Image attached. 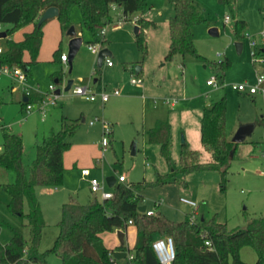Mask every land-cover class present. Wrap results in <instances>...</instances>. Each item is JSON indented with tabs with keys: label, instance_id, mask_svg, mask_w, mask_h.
Returning <instances> with one entry per match:
<instances>
[{
	"label": "rangeland",
	"instance_id": "374dc122",
	"mask_svg": "<svg viewBox=\"0 0 264 264\" xmlns=\"http://www.w3.org/2000/svg\"><path fill=\"white\" fill-rule=\"evenodd\" d=\"M194 2L204 16V21L193 30L195 47L201 57L184 61L181 56L172 61L165 59L170 43L169 22L175 15L174 6L168 0H146L144 11L139 10L130 20L121 22L122 8L116 7L111 12V22L96 34L83 23L80 6L72 5L71 22L76 27L77 36L83 39L73 58L72 68L68 63H61L59 58L56 62L54 57L56 51L69 55L71 38L67 35L68 30L61 29L58 18L48 20L43 27L44 40L38 61L32 64L26 83L6 75L0 78V152L4 150L2 127H6L8 132L22 136L24 162L29 168L36 158L37 139L48 136L51 131H59L63 118L78 120L75 133L67 137L71 149L64 155V176L74 190H82V195L77 197L74 194L79 191L72 190L69 201L75 199L88 204L96 196L101 200L99 195L91 192L81 175V169L89 167L92 176L99 180L124 176V184L138 186L140 206L145 205L175 222L183 221L197 211V218L209 220L217 217L232 230L243 228L251 219L264 215V94L251 95L248 91L236 89L240 84H255L258 74L264 73V64L258 63L264 56L252 55L248 38L255 39L260 50V44L264 43L261 37L264 32V0H235L232 5L223 0ZM140 17L156 23V27L142 28L147 54L137 43L136 27L140 26ZM226 17L230 19L228 23ZM236 20H245L247 24L240 40L243 44L241 52L237 51L235 44L238 42L234 34ZM10 28V25H1L0 32H7ZM30 29L31 26H27L15 31L12 38L22 40ZM211 29L215 30L214 34L210 33ZM3 44L4 39H0L1 47ZM89 44H97L101 50L108 49L113 66L108 67L105 60L100 66L98 54L89 50ZM24 59L30 60L28 52H25ZM227 59L231 66L223 81L218 79L217 88L208 86V80L220 76L219 65ZM137 66L142 67L140 73L136 72ZM24 72L27 73V69ZM132 72L144 80V87L139 86L141 89L130 84ZM58 78L61 80L57 82ZM69 80L74 85H90L94 91L120 89L122 95L111 97L106 104L89 102L71 90H65ZM51 85L55 87L54 91L50 89ZM25 86L33 98V111L29 115L26 106H22L23 98L28 97ZM58 90L60 94H56ZM35 94L40 98L35 99ZM168 98L177 99V104L171 105ZM222 98L227 103V133L231 141L240 126L255 124L254 132L243 143L236 144V154L226 175L225 192L221 190L220 170L205 168L185 173L181 171L180 163L182 146L188 140L189 149L199 152V163L207 166L215 162L212 153L201 145L199 133L204 108ZM52 99H56L54 104ZM96 118L100 122L90 125V121ZM158 120H168L171 126L170 160L163 156L160 145L149 142L150 130ZM102 122L112 129L105 151L101 147ZM252 141L259 143L257 147ZM134 144L137 147L135 155L132 154ZM8 173L13 175L10 180L6 177ZM160 175L165 178L164 183L158 182ZM15 180L14 171L0 167L2 244L11 241L10 225L19 227L22 224L10 212L9 195L2 188L3 184H12ZM46 198L41 194L49 225L43 230L40 253L53 247L62 217L61 205L49 206ZM181 198L195 201L197 207L182 203ZM24 210L29 211L27 202ZM24 234L29 243V227H24ZM134 235V229L129 227L128 243L133 242ZM104 237L109 246L116 240L111 232H106ZM42 264L62 262L58 256L49 254Z\"/></svg>",
	"mask_w": 264,
	"mask_h": 264
},
{
	"label": "trees",
	"instance_id": "16d2710c",
	"mask_svg": "<svg viewBox=\"0 0 264 264\" xmlns=\"http://www.w3.org/2000/svg\"><path fill=\"white\" fill-rule=\"evenodd\" d=\"M175 9V15L169 22L170 43L165 56L167 61L177 56L200 58L195 47L194 28L204 21L203 14L197 9L194 0H168ZM235 0H223L232 5ZM72 5L80 6L83 23L95 34L99 29L108 25L111 12L116 7L122 8L123 18L128 21L139 10H145L146 0H0V24L10 25L7 38L4 39L0 52V67L7 65L11 68L27 69V75L32 64L38 61L44 37V22L39 25L43 12L50 7L59 9L57 17L63 31L73 25L70 18ZM137 43L147 54V45L142 32L143 27L154 26L156 23L140 17ZM33 25V29L24 34L22 40L12 38L15 31ZM245 20H236L234 34L240 42L246 29ZM25 52L30 60L24 59ZM60 51L54 53L55 61L60 60ZM262 56V50L256 52ZM231 61L225 60L219 65L223 81L225 72L230 68ZM141 72V71H140ZM139 72V73H140ZM61 78H58L57 82ZM60 94V93H59ZM26 97V96H25ZM22 101L25 107L33 100ZM78 120L62 119L59 131L51 132L48 136L37 139L36 158L31 167L24 162V142L21 135L4 131V150L0 152V167L16 173L12 184H3L2 188L9 195L8 208L20 219L21 226L10 225L11 241L7 244L0 242V264H35L45 261L49 254L58 256L62 264H118L113 258V250L106 247L102 235L106 232H126L131 220L137 230V240L132 249L131 264H159L153 243L155 236H172L175 243L176 259L173 264H245L241 260V249L250 247L257 255V264H264V215L251 219L243 228L230 230L226 223L217 217L207 220L197 218L196 211L189 214L183 221L175 222L156 212L148 216L139 211L140 195L137 185L130 186L116 183L113 187L114 196L109 200H99L97 196L88 204H82L71 199L61 207V221L58 223L59 233L53 247L45 253L39 252L43 230L46 221L37 196L39 188L60 187L64 183V154L71 149L67 140L75 133ZM149 142L161 146L163 156L170 160L171 126L168 120H158L150 130ZM201 142L204 148L211 152L215 162L203 165L198 162L199 152L191 150L186 143L181 151V171L190 173L200 169L214 168L221 171V190H226V175L236 154V144L228 139L227 134V103L226 99L207 106L201 118ZM258 145V142H256ZM235 149L234 156L230 153ZM163 176L158 177L159 183H164ZM142 186V185H139ZM25 202L29 211L24 210ZM27 222L25 224L24 222ZM24 227L30 228L28 243ZM210 240L213 249L205 241ZM128 252L125 244L118 247ZM25 251L28 252L25 255Z\"/></svg>",
	"mask_w": 264,
	"mask_h": 264
},
{
	"label": "built area",
	"instance_id": "2783aa9c",
	"mask_svg": "<svg viewBox=\"0 0 264 264\" xmlns=\"http://www.w3.org/2000/svg\"><path fill=\"white\" fill-rule=\"evenodd\" d=\"M230 21L229 17L225 18V22L228 23ZM121 22V21H120ZM1 28V24H0ZM102 34H105V31L102 30ZM262 39H264V32L261 34ZM250 40V44L253 48L252 55L253 56H259L256 54L258 49V43L255 39H252L250 36H248ZM89 50L92 53L99 54L101 51V47H98L97 44H89ZM2 51V48H0V52ZM105 62L107 66H113V62L108 58V56L105 57ZM61 61L67 63L69 61V56L65 53L61 55ZM258 63L264 64V58L259 59ZM9 76L12 79H16L18 82L25 84L28 77L27 73L24 72L21 68L14 67L11 68L7 65L0 67V78L3 76ZM130 83L132 85L141 86L144 84V80L136 75H132L130 78ZM207 84L209 86H213L215 88L218 87V79L216 77H212V79L208 80ZM68 85V82L66 86ZM14 90L16 88H13ZM50 89L52 91L55 90V87L53 85L50 86ZM236 89L238 91H248L251 95H254L256 93L261 92L264 94V73H259L257 76V81L253 85H249L248 83L240 84L236 86ZM70 90L72 93L76 96L83 97L87 101L95 102L98 99L102 102V104H105L109 101V99L112 96H121L122 92L120 89H113L111 91L101 90L99 92H96L92 90V87L90 85H74L72 84ZM24 91L26 92L25 95H28L29 88L28 86L24 87ZM56 94H59L56 92ZM30 96V95H28ZM56 99H52V104L55 103ZM167 102L171 105L177 104V99H171L168 98ZM33 111V104L29 102L26 105V113L29 115ZM100 122L99 118H96L94 120L90 121V125H94L95 123ZM103 124V139L101 142L102 150L105 151L109 145V137L112 133V129L109 124L106 122H102ZM264 174V173H263ZM82 175L84 177H89L91 175V168H83L82 169ZM116 182L125 183L126 178L124 176H120ZM90 184V190L93 194L99 195L100 199L102 201L112 199L114 196L113 188H110L108 186L107 180H99L97 177H91L89 180ZM181 202L193 207H197V204L195 201L189 200L187 198H181ZM160 205V202L157 203V206ZM148 216H153L156 214V211L150 210L146 208V211L144 212ZM132 221H129V225H132ZM205 244L210 248L213 249V245L211 244L210 240H206ZM153 249L155 251V254L157 256V259L159 261V264H173L176 259V251H175V243L172 236H163L156 239L153 243ZM28 252L25 251V255H27ZM132 257V255H131ZM42 264V263H38Z\"/></svg>",
	"mask_w": 264,
	"mask_h": 264
},
{
	"label": "crops",
	"instance_id": "0c3cea01",
	"mask_svg": "<svg viewBox=\"0 0 264 264\" xmlns=\"http://www.w3.org/2000/svg\"><path fill=\"white\" fill-rule=\"evenodd\" d=\"M31 26V29H30V31L33 29V25H30ZM29 32V31H28ZM43 40H44V37H43ZM42 45H43V43H42ZM2 45H0V48H2L1 47ZM260 50H262V52H263V56H264V43H262V44H260ZM42 48V47H41ZM60 62L61 63H65V62H63V61H61V58H60ZM68 64H69V61L67 62ZM109 67V66H108ZM110 67H112V66H110ZM141 71H142V69H141ZM131 75H134V73L132 72L131 73ZM131 84V83H130ZM132 85V84H131ZM132 86H134V87H137V88H140L141 89V87H139V86H137V85H132ZM141 86H143L144 87V84L143 85H141ZM209 86V85H208ZM101 90H103V89H98L96 92H99V91H101ZM111 91V90H110ZM122 95V94H121ZM33 96H35V99H37V97H39L40 98V95H38V94H35V95H33ZM112 97H119V96H112ZM87 101V100H86ZM89 102H91V101H89ZM95 102H99V103H102L99 99L97 100V101H95ZM107 103V102H106ZM105 103V104H106ZM205 109V108H204ZM204 111V110H203ZM203 115V114H202ZM264 120V119H263ZM83 121H85V119L83 118ZM51 132H56V131H51ZM50 132V133H51ZM49 133V134H50ZM48 134V135H49ZM228 134V133H227ZM20 135V134H19ZM44 137H46V136H44ZM43 137V138H44ZM199 137H200V143H201V145L203 146V144H202V142H201V124H200V133H199ZM42 139V138H41ZM228 139L230 140V138H229V135H228ZM189 143V140H188V142H187V144ZM253 145H255V147H257V145H256V141H252L251 142ZM259 144V143H258ZM65 155V154H64ZM242 160H244V161H248V160H250V159H244V158H242ZM66 165H65V162H64V167H65ZM84 168H89V167H84ZM83 169V168H82ZM82 169H81V175H82ZM65 170H66V167H65ZM65 174V173H64ZM83 176V175H82ZM6 177H7V180H10L11 178H13V175H10V173H8L7 175H6ZM91 177H95V176H92V174L89 176V177H84L83 176V178L84 179H86V182L89 184V180H90V178ZM116 183H118V182H116ZM89 186H90V184H89ZM79 191L80 189H78V190H74L73 189V187H72V185H71V183H70V181L66 178V176H64V183H63V185L62 186H60V187H52V188H39L38 190H37V196H38V199H39V201H40V204H41V208H42V212H43V215H44V219H45V221H46V226L47 225H49V221H48V218H47V215H46V213H45V208H44V206H43V204H42V202H41V200H40V196H41V194H43V196H47V198H46V201H47V205H61V207H62V205L65 203V202H67V201H69V198L71 197L70 195V192L71 191ZM82 191V190H81ZM81 191H79V192H77L76 194H74V195H76L77 197H81ZM72 193H75V192H72ZM48 195H51L50 196V201H48ZM50 202V203H49ZM48 206V207H49ZM197 212V211H196ZM255 218H257V217H255ZM249 222V221H248ZM129 227H132L133 229H134V239H133V242L130 244V243H128L127 242V231L125 232V242H124V244L128 247V249H129V251L127 252V257L125 258V259H121V260H117L118 261V264H131L130 263V261H129V257H131V255H132V249L134 248V245H135V243H136V240H137V230H136V228L133 226V225H130ZM128 227V228H129ZM128 230V229H127ZM118 232V231H117ZM117 232H113V233H111V234H113L115 237H116V240H115V242H114V244L112 245V246H109V244H107L106 243V241H105V237H104V234L102 235V238H103V240H104V243H105V245H106V247L107 248H109V249H111V250H113V251H121V250H119L118 249V247L121 245V243H120V241H119V238H118V235H117ZM159 238V236H156L155 237V239H158ZM123 252H126V251H123ZM241 260L245 263V264H257V255H256V253L254 252V250L252 249V248H250V247H248V246H246V247H243L242 249H241Z\"/></svg>",
	"mask_w": 264,
	"mask_h": 264
},
{
	"label": "water",
	"instance_id": "95a60500",
	"mask_svg": "<svg viewBox=\"0 0 264 264\" xmlns=\"http://www.w3.org/2000/svg\"><path fill=\"white\" fill-rule=\"evenodd\" d=\"M59 16V9L57 7H50L48 9H46L40 20H39V25L43 24L44 22L53 19V18H57ZM136 32H138V26L136 27ZM210 33L214 34L215 30L211 29ZM67 35L71 38L70 42H69V48H70V52H69V65L72 68V61L73 58L75 57L76 53L78 52V50L80 49L83 39L81 37L77 36V30L75 26H71L69 28V30L67 31ZM7 32H0V39H5L7 38ZM236 48L238 52H241L243 44L241 42H236ZM106 56H111V52L108 49H103L100 51V53L98 54V63L101 66L105 57ZM142 67L141 66H137L136 67V72L139 73L141 71ZM71 72V69H70ZM73 84L72 80L68 81V85L66 86L65 90L69 91L71 86ZM57 93H60V90L57 91ZM23 101L27 102L28 98L24 97ZM255 130V124H245L239 127V129L237 130V132L235 133L232 142L234 144H239V143H243L247 137H249ZM137 153V147L136 144H134L133 146V150H132V154L135 155ZM235 153V149H233L230 153V157L232 158L234 156ZM107 183L108 186L110 188H113L116 184L117 179L115 177H107ZM139 211L144 213L146 211V206H140L139 207ZM202 219H204V217H202ZM119 241L121 244H124L125 242V232L124 231H118L117 232ZM127 257V252H123V251H114L113 252V258L116 260H121V259H125Z\"/></svg>",
	"mask_w": 264,
	"mask_h": 264
}]
</instances>
